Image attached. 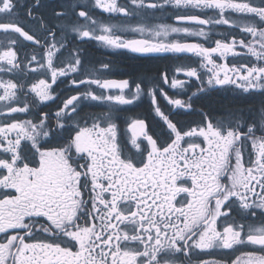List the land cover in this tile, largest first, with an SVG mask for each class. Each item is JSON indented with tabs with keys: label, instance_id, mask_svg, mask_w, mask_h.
Masks as SVG:
<instances>
[{
	"label": "snow or ice",
	"instance_id": "snow-or-ice-1",
	"mask_svg": "<svg viewBox=\"0 0 264 264\" xmlns=\"http://www.w3.org/2000/svg\"><path fill=\"white\" fill-rule=\"evenodd\" d=\"M169 7L184 10L175 25L136 19ZM0 33V264H264V0H0ZM76 41L190 61L170 83L184 88L182 73L195 91L165 99L199 120H174L149 87L163 123L121 133L111 106L141 85L127 95L128 80L85 70ZM58 81L76 94L33 114ZM213 91L258 96V110L196 108Z\"/></svg>",
	"mask_w": 264,
	"mask_h": 264
},
{
	"label": "flooded vegetation",
	"instance_id": "flooded-vegetation-1",
	"mask_svg": "<svg viewBox=\"0 0 264 264\" xmlns=\"http://www.w3.org/2000/svg\"><path fill=\"white\" fill-rule=\"evenodd\" d=\"M254 2H258V0H254ZM118 3L124 4L126 3V0H118ZM92 11L97 18H102L105 21H108L110 14L104 13L100 9H92ZM177 11L183 12L184 10H177L169 7L163 13L157 10L154 16H140L136 19L152 26L156 24L175 25L176 20L174 18V14ZM111 22L121 23L122 18L118 14L113 15ZM133 23L135 25V21ZM26 27L31 28V24L29 23L28 25H26ZM221 29H227V26H221ZM33 31L35 32L34 29ZM236 32L237 34H239V29H236ZM35 34L40 35L39 32H35ZM172 38L173 37L170 36L168 39L171 40ZM181 38L185 39L183 37ZM215 38L218 37L213 34V46ZM0 39H4L2 33H0ZM19 39L22 40V38ZM185 42L205 43V41L199 37H187L185 39ZM24 43L27 44L28 42ZM76 43L81 44L82 46V57L85 65V70L94 68L97 69L99 72L103 73L104 78L115 80H128L130 88L125 89V94L127 95L135 93V86L137 83L141 85V95L138 99L133 100L131 104L123 106H111L113 107V120L118 125L121 133H127L130 137L131 133L128 131V127L131 122L136 119L144 120L146 130L150 131L158 130L157 125H161L163 123L161 118L156 115L152 100L147 95L149 87H151L153 94L156 97L157 103L161 107L162 111H164L166 114L170 111L171 117L174 120H177L183 124H188L193 121L199 120L198 112L188 113L182 109H175L173 105L169 104L168 100L165 99V95H167L169 98L172 99L187 100L188 96L191 95V92L195 91L193 85L197 84V82L194 80V78L189 79L187 77H184L182 73L177 75V78L188 81L184 88L173 89L170 83L172 75L175 72L176 66L180 63H189L190 61H182L178 58L172 57L171 54L141 55L131 53L126 50H114L107 47H102L96 41H76ZM4 46H7L6 43ZM192 60L198 61V58L192 57ZM217 61L231 65L233 57L229 56L223 61H220L219 58H217ZM103 64L110 65V68H101V65ZM194 66L199 68V63L197 62ZM165 70L167 71L169 76V83H164L163 81L162 72H164ZM93 88H95V86H93ZM185 89H187V91H185ZM96 91L103 92L102 89H96ZM110 91L119 94L118 89ZM50 94H52L55 99L45 101L43 103H40L38 100H36L34 96L30 97L31 102L34 105H37V107H34L32 109L33 114L38 111H42L49 113L54 117V114L58 110V108L62 107V102L64 101V99L76 94V89L68 84L60 83L58 81L52 86ZM23 99L24 97L21 96V100ZM193 100L195 101L196 108L205 110H218L225 105H236L245 109H247L249 106H253V110L257 111L260 103V98L258 96L248 98L233 97L231 94L225 93L223 91H213L210 95L202 97H193ZM108 107L110 106L96 105L94 103L93 106L89 108V110L99 112L101 110H106ZM25 118L28 117L25 116ZM129 147H131L130 143ZM133 151L135 150L133 149ZM203 258L212 260L216 259L217 256L215 254H212Z\"/></svg>",
	"mask_w": 264,
	"mask_h": 264
}]
</instances>
